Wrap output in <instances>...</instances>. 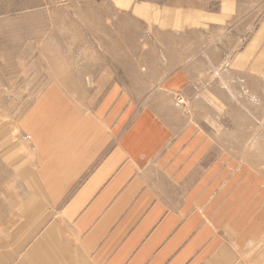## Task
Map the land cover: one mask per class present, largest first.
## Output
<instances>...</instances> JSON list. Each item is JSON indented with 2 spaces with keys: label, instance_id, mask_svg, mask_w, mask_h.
Wrapping results in <instances>:
<instances>
[{
  "label": "crops",
  "instance_id": "0c3cea01",
  "mask_svg": "<svg viewBox=\"0 0 264 264\" xmlns=\"http://www.w3.org/2000/svg\"><path fill=\"white\" fill-rule=\"evenodd\" d=\"M226 70L264 74V21ZM195 82L180 65L139 90L94 88L92 108L45 105L2 189L0 264H261L213 121L176 101L197 112L191 97L220 94Z\"/></svg>",
  "mask_w": 264,
  "mask_h": 264
},
{
  "label": "rangeland",
  "instance_id": "374dc122",
  "mask_svg": "<svg viewBox=\"0 0 264 264\" xmlns=\"http://www.w3.org/2000/svg\"><path fill=\"white\" fill-rule=\"evenodd\" d=\"M263 21L264 0H0V219L30 131L55 109L45 105L92 108L104 98L94 88L137 90L181 65L195 93H220L191 97L197 112L188 94L176 101L189 118L213 121L230 183L244 187L236 198L246 229L259 225L264 264V74L219 72Z\"/></svg>",
  "mask_w": 264,
  "mask_h": 264
}]
</instances>
